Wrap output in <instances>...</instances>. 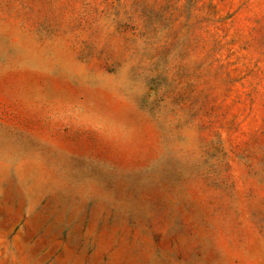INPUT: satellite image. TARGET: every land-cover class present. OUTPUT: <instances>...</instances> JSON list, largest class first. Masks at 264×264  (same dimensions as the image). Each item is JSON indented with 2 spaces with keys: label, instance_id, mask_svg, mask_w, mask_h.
<instances>
[{
  "label": "rangeland",
  "instance_id": "rangeland-1",
  "mask_svg": "<svg viewBox=\"0 0 264 264\" xmlns=\"http://www.w3.org/2000/svg\"><path fill=\"white\" fill-rule=\"evenodd\" d=\"M0 264H264V0H0Z\"/></svg>",
  "mask_w": 264,
  "mask_h": 264
}]
</instances>
